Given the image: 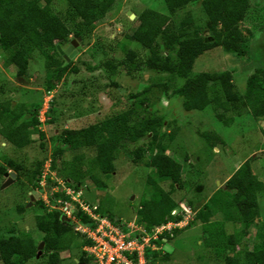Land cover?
Returning a JSON list of instances; mask_svg holds the SVG:
<instances>
[{
    "label": "rangeland",
    "instance_id": "1",
    "mask_svg": "<svg viewBox=\"0 0 264 264\" xmlns=\"http://www.w3.org/2000/svg\"><path fill=\"white\" fill-rule=\"evenodd\" d=\"M200 2L196 0L169 14L175 33L181 30V20L189 16L192 19L189 33L196 30L198 40L212 35L205 27L207 20ZM49 7L68 26V38L76 43L70 64L50 92L44 87L47 72L42 50L34 48L31 51L24 75H17L12 66H4L0 51V103H9L10 110L15 105L18 110L19 104L25 108L39 105L38 114L43 113L45 119L48 110L51 120V123L40 121L38 130L43 137L32 134V143L23 148H15L0 137V239L28 234L36 243L40 241L42 233L35 222V216L41 214L35 204L39 196L29 204L30 193L35 190L38 195V190L31 189L28 179L38 164L44 168L50 166L49 160L57 146L64 153L54 161V176L59 173L73 178L79 173L77 179H80L84 173L81 178L85 185L84 198L96 204L105 217L137 224L139 205L153 193L148 178L169 193L170 200L164 214L172 216L175 212L174 215H181L180 226L176 227L179 231L172 239H165L155 247L160 255L169 254V259L162 261L158 257L150 264H223V256L205 246L207 235L202 224L194 219L193 212L216 189L222 188L242 163L248 162L251 173L263 185L258 195L259 214L254 222L258 225L264 223V120L253 119L250 107L243 108L238 114L225 113L222 121L216 119L212 106L186 111L182 107V98L174 93L184 79L144 66L127 72L128 51H132L136 59L149 55V51L128 39L138 24L137 16L145 9L168 15L165 0H112L104 18L89 27L82 25L80 18L63 0H54ZM130 14L134 16L130 18ZM238 28L249 53L258 48L264 57V0H248L246 15L238 23ZM19 35L22 37L24 33ZM157 41L161 44L159 37ZM160 53L165 54L162 46ZM258 56L237 57L215 47L195 59L189 76L201 72H229L232 92L242 96L247 79L263 68L258 63ZM106 62L116 68L110 69ZM126 110L131 111L130 127L146 118H158L160 126L155 141L147 135L123 142L117 149L112 174L104 176L98 172L93 148L71 151L61 145L66 131L99 123ZM203 133L217 135L222 144L212 148V138H204ZM136 149L143 152L139 160H134L131 154ZM156 152L180 164V185L156 175V168L149 164ZM78 155H82L80 161L74 159ZM8 162L19 168L14 171ZM10 173L14 178L2 186ZM89 174H94L104 186L92 184L87 178ZM189 206H193V212ZM17 207L23 208L21 213L17 212ZM210 221L219 223L226 234L240 231L239 225L227 222L217 213ZM83 240L80 235L73 236L70 246L58 252L56 264L76 263ZM255 241L252 226L235 250H249ZM25 264H48L47 256L40 254Z\"/></svg>",
    "mask_w": 264,
    "mask_h": 264
},
{
    "label": "trees",
    "instance_id": "2",
    "mask_svg": "<svg viewBox=\"0 0 264 264\" xmlns=\"http://www.w3.org/2000/svg\"><path fill=\"white\" fill-rule=\"evenodd\" d=\"M53 1L0 0V51L3 54V65L14 67L17 75H24L31 51L34 48L42 50L46 56L47 74L44 81L46 92L53 89L71 60L63 59L57 50V47L61 50L65 49L71 40L68 38L70 34L68 26L49 7ZM63 1L80 18L82 25L88 27L101 21L112 3V0ZM194 1L196 0H165L168 15L145 9L137 16L138 24L128 35V39L149 51V55L136 59L135 54L128 51L126 55L129 63L127 72L144 66L184 79L182 86L175 89L174 93L182 98V107L186 111H199L212 106L216 119L222 121L225 113L238 114L243 108L250 107L253 119L264 120V57L258 48L249 53L244 36L238 28V23L246 15L248 0H201L200 7L207 20L205 27L212 33L204 40L197 39L196 30L189 33L192 25V19L189 16L181 20L179 33L173 31V26L169 21V14H173L177 9ZM20 33L24 35L21 37ZM157 37L161 40V44L157 41ZM161 46L165 49L164 55L160 53ZM215 47H220L237 57L247 55L251 58L259 55L258 63L263 68L259 69L257 75L247 79L242 96L232 92L229 72H201L195 76H189L195 59L203 52ZM256 51H258L257 54ZM105 65L112 70L116 68V65L110 62H106ZM210 91H212L211 94ZM16 106L10 110L9 103H0V137L15 148H23L32 143L33 140L30 138L32 134L38 135L39 138L43 137L38 130L39 105L25 108L19 104L18 110ZM130 115L131 111L126 110L99 123L66 131L62 136L61 145L71 151L93 148L98 172L104 176L110 175L114 172L117 149L123 142L129 139H140L147 135L150 136L151 141L156 139L160 126L158 118H146L135 122L130 127ZM14 120L17 121L14 122ZM44 121L51 123L48 110L45 111ZM202 136L206 139L212 138L210 142L212 148L217 144H222V140L215 134L203 133ZM169 139H172V136ZM63 153L62 148L54 147L49 160L50 171L55 168L54 161L59 159ZM142 153L140 149L131 152L134 160H139ZM74 159L80 161L82 155L75 156ZM149 164L156 168V175L168 178L172 184L180 185L181 166L167 155L156 152L151 156ZM8 166L14 171L19 168L12 162H8ZM42 170L41 163L31 170V177L28 180L32 190L38 187ZM57 174V177L71 182L74 188L84 183L81 179L84 178V173L80 179H77L80 177L79 173L73 178ZM87 178L96 187L104 186L94 174H89ZM147 182L152 187L153 193L149 199L143 200L139 205L137 224L149 230L152 226L167 221H179L181 215L170 216L168 213L166 216L164 214L165 207L170 200L169 193L162 190L153 179L148 178ZM262 186L261 182L251 173L249 163L244 162L228 178L224 186L216 189L196 212H193V206H189L194 219L202 224V229L207 235L204 238L205 246L213 249L217 255H222L223 264H264V223L258 225L254 222L259 214L258 195L262 192ZM35 204L41 210V214L35 216L36 226L42 233L40 241L36 243L28 234L1 238V264H25L35 259L36 248L40 242L43 243L41 256H47L48 264H56L58 252L70 246L73 236H79L73 232L71 223L60 220L58 212H47L43 202L39 199L35 201ZM22 209V207L16 208L18 213H21ZM97 210L102 214L99 207ZM215 213L227 222L239 225V233L236 231L226 234L219 223L211 222L210 219ZM77 216L83 224H89L87 217L81 213H77ZM106 217L112 222L119 221L111 216ZM252 226L256 241L251 249L235 250L240 239ZM178 231L175 228L171 236L164 233L154 243L159 246L163 238L172 239ZM85 243L83 240L82 245ZM158 257L162 261H167L169 254L165 253L162 256L159 250L146 249L145 264H150ZM89 262L91 260L85 258L81 252L80 258L74 264Z\"/></svg>",
    "mask_w": 264,
    "mask_h": 264
},
{
    "label": "built area",
    "instance_id": "3",
    "mask_svg": "<svg viewBox=\"0 0 264 264\" xmlns=\"http://www.w3.org/2000/svg\"><path fill=\"white\" fill-rule=\"evenodd\" d=\"M43 115H39V119H42L39 122H43ZM36 189V195L46 211L58 212L68 221L66 223H71L73 232L83 237L86 243L82 245L81 252L93 264H145L146 249L156 251L154 242L159 236L164 233L171 236L181 222L167 221L149 230L139 224L112 222L98 212L96 204L84 198L85 185L74 188L71 182L54 176L49 164L43 167ZM77 213L87 217L89 224H83Z\"/></svg>",
    "mask_w": 264,
    "mask_h": 264
},
{
    "label": "water",
    "instance_id": "4",
    "mask_svg": "<svg viewBox=\"0 0 264 264\" xmlns=\"http://www.w3.org/2000/svg\"><path fill=\"white\" fill-rule=\"evenodd\" d=\"M133 16H134L133 14H130V18ZM74 47H76V43L73 40H71L65 49L61 50L59 47H57V50H58L59 54L63 57V59H65L66 61H69L74 55V51H73ZM5 176H6V174H5ZM13 178H14V174L10 173L9 177L5 180V182L3 183L2 186H6L7 184H9ZM36 196L37 195H36L35 191H32L30 193L29 204L35 199ZM201 202H202V200H201ZM27 206H28V204H27ZM194 211H196V207L194 208ZM60 220L63 222H68L64 217H60ZM42 247H43V243L40 242L36 248L37 252H36L35 258L40 256Z\"/></svg>",
    "mask_w": 264,
    "mask_h": 264
},
{
    "label": "flooded vegetation",
    "instance_id": "5",
    "mask_svg": "<svg viewBox=\"0 0 264 264\" xmlns=\"http://www.w3.org/2000/svg\"><path fill=\"white\" fill-rule=\"evenodd\" d=\"M66 48V47H65Z\"/></svg>",
    "mask_w": 264,
    "mask_h": 264
}]
</instances>
